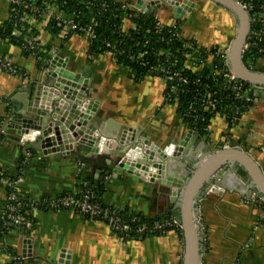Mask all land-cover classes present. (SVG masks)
Here are the masks:
<instances>
[{"label":"crops","instance_id":"1","mask_svg":"<svg viewBox=\"0 0 264 264\" xmlns=\"http://www.w3.org/2000/svg\"><path fill=\"white\" fill-rule=\"evenodd\" d=\"M116 1L129 2L137 12L153 8V12L164 25L173 24L178 20L182 33L194 38L200 46L227 47L235 35L236 21L231 13V17L222 14V24L230 26L229 32L215 36L211 32L197 33L187 26L183 28V16L174 17L173 4L169 3V0ZM193 1L195 5L203 4V9L219 7L227 10L210 0ZM182 11L183 8H180L178 14L181 15ZM199 17H203V14H199ZM7 19L8 5L4 0H0V21ZM122 26L123 29H128L131 23L124 19ZM43 38L46 44L51 46V58L58 57L60 68L64 64L77 73L90 70V77L83 80L86 83L82 81L76 88L66 87L61 83L60 87L61 90L65 89V94L66 91L70 93L71 89L77 92L83 85L82 92H87L90 99L81 102L82 105L75 109L77 115L69 109L65 114L67 122L60 121V126L64 128L60 129V151L50 157L44 155L37 161L36 169L21 185L29 194L43 197L58 194L62 190H71L79 175L103 183L106 201L115 207H129L148 218L170 215V185L155 178L151 180L145 175L129 173L116 166L117 154L120 152L118 147L130 143L132 136H136L137 141L145 146L153 145L155 158L158 156V149L169 148V153L175 155L180 151H187V156H193L198 146L205 155L222 148L240 146L250 153L264 175L263 94L258 95V101L250 106L248 112L227 135H224L223 119L216 116L212 120H216L215 134L211 125L208 139H199L192 133L184 144H180L189 129L178 116L175 105L167 103L163 97V79L145 76L136 80L129 69L115 63L107 53L89 57L86 53L88 41L81 35H72L60 47L58 39L49 34L43 35ZM0 58L9 59L30 79L28 83H22L15 76L0 72V170L14 173L19 159L20 139L16 138L18 134L14 129L11 128L13 132L9 131L4 121L6 115L15 114L12 98L18 89L27 88L28 95L32 98V84L39 82L37 77L42 73L39 72L34 57L23 55L16 46L0 45ZM258 67L259 72L264 73V59L258 62ZM44 102L46 101L39 105L41 109H45ZM7 107L10 111H7ZM65 112L66 109L63 110V113ZM95 125L100 131L105 129L108 134L115 136V141L106 138L104 142L103 136L102 142H94ZM76 132H79V135H76ZM76 136H82L86 141L78 144L75 142ZM65 145L68 147L65 148ZM174 147H177L176 150ZM92 150L96 154H93ZM37 152L41 154L40 151ZM108 159L114 163L108 170L109 174L106 168ZM77 163L82 165V169L76 172L74 166ZM150 169L148 172L151 177L156 176L152 166ZM164 180L171 184L177 182L166 178ZM213 189L208 190L198 202L201 221L205 226L201 264H264V209L258 204L247 202L250 197L236 191L224 192L219 187ZM4 204L5 191L0 183V220ZM31 221L32 228L25 231L24 235L19 229L8 232L0 224V264H11L6 249H9L11 254H24L23 264L181 262L183 239L175 231H169L162 236L151 235L124 242L116 237L104 222L86 219L71 210L32 211Z\"/></svg>","mask_w":264,"mask_h":264},{"label":"trees","instance_id":"2","mask_svg":"<svg viewBox=\"0 0 264 264\" xmlns=\"http://www.w3.org/2000/svg\"><path fill=\"white\" fill-rule=\"evenodd\" d=\"M26 1L30 2L35 10L30 11L26 7L16 6L15 11H8V19L0 21V45L16 46L23 55H32L38 58L36 63L38 68L42 69L49 63L52 55L50 53L51 46L50 44L39 45L34 42L31 45L32 48H29L27 44L31 35L49 34L52 38L58 39V47H60L72 35L81 33L78 29L69 30L64 22L53 18L46 25L38 23L39 13L44 8L55 5L65 14L77 13L78 26L93 28L95 38L86 39L88 41L86 53L89 57L107 53L115 63L129 69L136 80L145 76L163 79L165 85L163 97L167 103L175 105L178 116L188 129L193 130L197 138H209L212 120L216 116H220L224 124H227V128L224 127V135H227V132L231 130L229 128L236 126L252 106L250 103L235 98L232 90L224 85L221 74H216V69L221 66L219 59L215 55L208 59V55L214 52L216 45L209 47L198 45L194 38L182 33L178 20L170 25L157 24V16L154 12H137L129 2L116 0ZM255 2L260 5L264 3V0H255ZM258 10L255 24L252 26L255 32L251 38L253 44L242 55L243 64L254 71H259L258 62L264 59V50L260 51L264 49V10L260 8ZM14 12H16L15 18H11L10 13ZM124 19L130 21V28L123 29ZM15 30L20 33L19 36L12 33ZM175 33L180 36L174 37ZM139 54L141 55L139 56ZM159 64L168 67L171 65L170 70L177 71L180 77L187 79V82L183 84L175 77L166 80L165 74L149 68L150 65ZM13 65L19 68L16 64ZM172 86L175 88L171 89ZM7 111H10L9 107H7ZM30 154L34 155L35 150L30 149ZM24 160L25 156L19 152L15 172L9 173L3 170L2 173L12 180L22 176L23 183H25L28 176H31V173L36 169L39 161L26 160L24 163ZM79 190L91 191L100 206H108L113 209L119 218L130 226V235L140 224L149 226L154 220L169 216L148 218L129 207H114L106 201L104 184L98 183L91 177L78 175L72 189L62 190L60 193H74ZM259 207L264 209L263 205H259ZM133 217L136 220L131 221ZM96 221H100L99 218ZM169 231H175L182 238L181 230L176 227L148 231L142 237L162 236ZM120 236L124 242L129 240L122 237L124 234Z\"/></svg>","mask_w":264,"mask_h":264},{"label":"water","instance_id":"3","mask_svg":"<svg viewBox=\"0 0 264 264\" xmlns=\"http://www.w3.org/2000/svg\"><path fill=\"white\" fill-rule=\"evenodd\" d=\"M210 1L230 11L236 21L235 35L231 39L227 53L229 66L239 79L250 84L257 95H264V73L248 69L242 62L243 45L250 30L249 14L235 0ZM179 9L175 4L173 5L172 12L175 18H181V15L178 14ZM153 11L154 9L150 8L145 9L143 12L152 13ZM58 62V57L53 56L47 65L46 71H39L42 75H38L39 78L37 77L39 82L32 84V98L28 95L27 88L18 89V92L12 98V109L15 114H13V120L8 125L9 131L13 132L12 129H14L18 134L16 138L23 139L25 143L36 150L44 149L42 150L43 153L60 149L59 145L58 149H49L48 146L53 142V139H43V136H46L49 131L60 133V129H64L59 126L60 121L67 122L65 114L68 110L70 109V112L77 115L78 112L75 109L82 105L81 102L90 99L87 92H82L84 91L83 85L77 92L71 89L70 93L66 91L64 94L65 89H60L61 83L66 87H78L77 84H80L84 78L90 77V70L77 73L64 64L60 68ZM83 83H86V81H83ZM43 101H46L44 102L46 103L45 109H41L42 107L39 106ZM65 109L66 112L63 113ZM60 113L63 114L60 115ZM50 125H54L52 130L49 127ZM95 130L94 142L97 144L102 142L101 137L103 136H105L103 137L104 142H106V138H112L115 141L116 137L108 134L105 129L102 132L95 125ZM31 133L35 134L33 138L31 137L32 140L26 138ZM189 134H192L190 129L184 141H181L180 144H184L189 139ZM133 137H131L130 143L118 147L120 152L117 154L118 163L116 161V166L125 169L129 173L134 172L137 175H145L151 180L155 178L171 186L172 204L170 213L181 224L183 239L180 264H201L204 233L198 228L200 213L198 202L208 190L212 191L213 188L219 187L224 192L236 191L246 197H264V175L250 153L245 152L240 146L222 148L206 155L199 150L198 146L193 156H187V151H180L175 155L169 153V148L158 149V156L155 158L153 145L145 146L144 143L137 141L136 136ZM56 140L60 144V135ZM64 147L67 148L68 146L65 145ZM176 148L174 147V150ZM92 153L96 154L94 150H92ZM113 164L108 159L107 174H109L108 170ZM151 166L156 176L151 177L148 172V170H151ZM99 172L100 170L97 171V173ZM165 178L177 182L171 184L164 180Z\"/></svg>","mask_w":264,"mask_h":264},{"label":"built area","instance_id":"4","mask_svg":"<svg viewBox=\"0 0 264 264\" xmlns=\"http://www.w3.org/2000/svg\"><path fill=\"white\" fill-rule=\"evenodd\" d=\"M9 10L8 11H15L16 6H22L28 8L30 11H34L33 5L30 4V2H27L26 0H4ZM240 7L246 11L249 14V26L250 30L247 33L245 43L243 45V53L250 47L251 44V38L255 34L254 30L252 29V26L255 24L256 17L258 15V8L264 10V3L263 4H255V0H235ZM9 15V14H8ZM16 16V12L10 13V17ZM39 21L38 23L40 25H46L47 22L53 18L59 21L64 22L67 26V28L71 31H75L78 29L81 33L80 35L85 37L86 39H93L95 38V32L92 27L89 26H78L77 24V13H69L65 14L62 12L58 6L51 5L47 8H44L38 15ZM157 24H161L158 17L156 18ZM13 34H16L17 36L20 35L18 31H13ZM42 34L41 36L31 35L29 37L28 41V47L32 48V44L34 42L39 43V45H45L46 42L43 38ZM178 33L174 34V37H179ZM109 45V44H107ZM264 49L260 50L263 51ZM229 51V46H219L216 45V49L213 53L208 55V59L212 57L213 55L216 56V58L220 61V68L216 69V74H221L223 77V83L225 86H228L232 92L234 93V97L238 98L240 100L245 101L246 103L255 104L258 101V95L255 93V91L252 89L250 84L248 82H245L241 79H239L231 67L229 66V63L227 61V53ZM141 54H139L140 56ZM35 62H38V58H35ZM50 61V60H49ZM48 65V64H47ZM149 68L153 71H160L163 74L166 75V80H171L172 77H175L178 79L181 83L185 84L187 82V79L184 77H180L177 71H172L171 65L170 67L164 66V65H150ZM41 69V68H39ZM47 66L41 69V71H46ZM40 71V70H39ZM0 72H6L12 76L17 77L22 83H28L30 81L29 76L22 71L21 69L15 67L13 63L7 59L2 58L0 59ZM175 87L172 86L171 89ZM13 120V116L8 114L6 115V120L4 121V124L9 125V121ZM3 124V125H4ZM234 125V124H233ZM6 127V126H4ZM224 127L227 128V124H224ZM231 129V128H229ZM192 130V129H190ZM81 132V131H80ZM47 136V134H49ZM193 133V130H192ZM46 136L51 139L54 135L53 131L47 132ZM35 134H29L26 138L31 139L33 138ZM76 135H79V132H76ZM43 139H45V137ZM32 140V139H31ZM86 140L82 136H76L75 142L76 143H84ZM54 142H51L48 146L49 149L54 148L53 144ZM58 143V142H57ZM144 146V145H143ZM58 147V145H57ZM30 149H34L29 146V144L25 143L24 140H20V153H22L25 156V160L31 161L32 159H35L36 161H40L42 157L45 155L42 151L41 154L37 152L35 149V154L31 156ZM118 163V161H117ZM23 171V170H22ZM3 171L0 170V183L4 187L5 191V204L3 207V210L1 212V220L0 224L2 228L6 231H11L12 229H19L21 231H29L32 228V221H31V214L32 211H36L39 209L44 210H71L74 212L79 213L82 215V217H87L92 220H96L99 218L100 221L104 222L113 232V234L116 235L120 240L121 234H124V238L126 239H133L137 237H142L148 231H154L158 229H163L166 227H173L178 228L181 230V224L176 221V219L170 214L167 217H162L159 219H156L152 222L151 225L146 224H140L138 225L134 230L133 233L130 235V226L126 224L124 221H122L119 216L115 213L113 209H110L108 206H100L97 203V200L93 193L89 190H79L75 191L74 193H58V194H52L50 196H34L31 194L25 193L24 190L20 189L21 184L23 183V177L18 176L15 179H10L6 177L2 173ZM22 188V187H21ZM247 202L263 205L264 206V197L263 198H257V197H250L247 198ZM115 207V206H114ZM118 208V207H117ZM115 209V208H114ZM116 210V209H115ZM29 213V215H28ZM136 220L135 217L131 219V221ZM198 223H199V230L205 231V226L203 225L201 221V216L199 213L198 216ZM120 234V235H119ZM132 237V238H131ZM204 240V236L202 237V241ZM6 252L10 256V263L11 264H23L24 261V254H15L11 251L9 252V249H6Z\"/></svg>","mask_w":264,"mask_h":264},{"label":"rangeland","instance_id":"5","mask_svg":"<svg viewBox=\"0 0 264 264\" xmlns=\"http://www.w3.org/2000/svg\"><path fill=\"white\" fill-rule=\"evenodd\" d=\"M170 2L174 3L176 7L183 8V11L181 14V17L183 16L181 20V25L183 28L187 26V28H191L197 33L208 34L211 32L215 36L218 33L226 35L230 30V26L226 27L222 24V22L224 21L222 14L225 16L231 17V14H229L230 12L228 10H223L222 8H219V7L211 8V9H203L204 8L203 4L197 3L195 5V2L193 0H169V3ZM214 10H216V12H214ZM199 14H203V17H199ZM209 26H210V29H209ZM49 127L52 130L53 129L52 127H54V125H50ZM212 127H213L212 132L213 134H215L216 133V120L214 122L212 121ZM49 135L50 133L47 134V136ZM59 135L60 133L58 132V133H54V135L52 136V139L54 142L52 145L56 149H58L57 145L60 146V144L57 143L58 141L56 140L58 139ZM47 136L45 137V139L48 138ZM42 150L44 149H39L38 151L41 152ZM58 151H60V149ZM58 151L53 150V151H50L49 153H44V154L50 157L51 154H54V153L56 154ZM74 168L76 169V172L81 171L82 165L80 163H77L74 166ZM20 189L22 188L20 187ZM22 190H24L25 193L28 194V192L25 189H22ZM36 211H44V209L43 210L39 209ZM21 232H22V235H24L25 231H21Z\"/></svg>","mask_w":264,"mask_h":264},{"label":"flooded vegetation","instance_id":"6","mask_svg":"<svg viewBox=\"0 0 264 264\" xmlns=\"http://www.w3.org/2000/svg\"><path fill=\"white\" fill-rule=\"evenodd\" d=\"M51 59V58H50ZM35 150V149H34Z\"/></svg>","mask_w":264,"mask_h":264},{"label":"bare ground","instance_id":"7","mask_svg":"<svg viewBox=\"0 0 264 264\" xmlns=\"http://www.w3.org/2000/svg\"><path fill=\"white\" fill-rule=\"evenodd\" d=\"M167 181V180H166Z\"/></svg>","mask_w":264,"mask_h":264}]
</instances>
